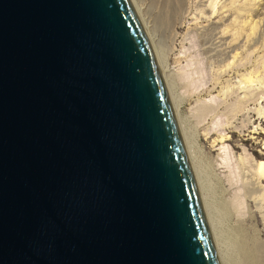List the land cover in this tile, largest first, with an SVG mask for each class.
<instances>
[{"label":"water","instance_id":"1","mask_svg":"<svg viewBox=\"0 0 264 264\" xmlns=\"http://www.w3.org/2000/svg\"><path fill=\"white\" fill-rule=\"evenodd\" d=\"M0 264H218L130 0H0Z\"/></svg>","mask_w":264,"mask_h":264},{"label":"rangeland","instance_id":"2","mask_svg":"<svg viewBox=\"0 0 264 264\" xmlns=\"http://www.w3.org/2000/svg\"><path fill=\"white\" fill-rule=\"evenodd\" d=\"M137 1H138V3L143 2L142 7L146 6L145 9H147V11H148L149 20H152V22H151L153 24L152 28H153V32L155 34V39H157L156 42L158 41L157 44L159 45V48L163 52H167L170 45L172 46V44H173L175 46L173 51L170 53L169 58H168L169 59L168 62H170V66L172 67V70H173L172 72H177L176 71L177 68L180 67V65L178 63H174L173 60H175L174 58L177 57L181 53V51L185 49V47H186V50L189 48L186 51V54H191V53L194 54L196 52L195 50H197L199 53L201 51H203L202 54L198 53V55H199L198 58H200V60L204 61L203 62V64L205 63L204 67L206 66L205 67L206 72H204V74H203L205 76V77H203L204 78L203 83H204V81H205V83L202 84L200 88H198V91H196L195 94L202 92L201 97L199 99V102H201V101L208 102L209 101V102L213 103L214 101H212V98L215 99V101H216L213 103L214 105H215V103L219 102V104H218L219 107L216 108L215 113L209 114L207 116V120H205V122L203 124H204V126H208V125L211 126L212 125L211 123H212L213 118H214L216 111H217V113H219V116H220L219 118L222 117V120L224 121L223 126H220L221 129L223 128L224 132L223 131H221V132H223L224 135H226V136L229 135L231 137H230V140H226L224 142V146L226 145L228 150L225 149L226 147L222 146V144H220V143L211 149V147H210L211 140L206 141L204 139L205 136L200 135L199 136V143H201V145H202V148H201L202 150L199 153L200 154V156H199L200 161L199 162H200V166L202 168L201 173H202L203 180L205 181L204 182L205 188H207L206 194L210 195V193H211V195H210L211 197L210 196H208V197H210L209 198L210 203H213L212 204L213 206L211 205L212 209L213 210L215 209L214 211L212 210L213 215L215 217V222H217L218 228L221 227L218 229L219 233L220 232H221L220 234L223 233L221 235V237L223 236L224 238L222 237V239L225 240L226 243H228V244L230 243V245H227L224 242V244L227 245V250L229 251V254L231 255V260H232V258H233V260H235L234 259L235 257L236 258L240 257V255L238 254L239 253L238 252L239 246H238V250L236 248H237V244H240V240H242V239L252 238L253 242H256L257 245L264 247V198L261 199V196L256 197L262 192V190L259 191L258 193L256 192L257 194L250 192L249 195L252 196V197H250V196H248L247 193H246L247 195L245 194V191H247L249 189V187L247 190H245L247 187L246 188L244 187V183H245V186L247 185V183H249V182L245 181L246 179L248 180L247 174H249L247 172L248 168L246 167V165L249 166V163H247L245 161L246 159H244L248 156L247 155L248 151H246L245 149L246 148H255L257 150H262V142H260L259 144L249 143L246 146L241 145V138L245 137L244 136L245 133L248 132L246 130H242L243 121L245 120V122L250 123V121H248V120L253 121L255 119V117L251 118V116H252L251 114H248V109L251 108L252 109L251 111L256 112L257 109L264 107V94L260 93V95H257L259 92L264 90V58H263L264 57V0H235V2H233L234 0H232V1L231 0H217L218 1L217 5H216L217 12L214 14V16L212 18H207L204 15H202L203 17L199 18L197 20L195 19V16L193 15L194 13L196 14V12H198V10H199L198 8L196 9V7H198V5H199V7L205 8L206 13H209V9H211V7L209 6V3L211 0H182V2L180 0V3H182V5H181V7H178V3H177L176 7H178L177 8L178 10L176 9V12L174 13V15H172V16H174V19H173V17H172V19H173V22H174V20H175V22L176 21L180 22L181 27L179 28V30L177 32L178 34L176 33L177 34L176 38L174 39L172 44L169 40L170 34L172 33V27L168 26L167 24L165 26V23L160 22V18H157V21H156V17L157 16L160 17L159 13L161 12V10H160L161 7H159V5H162L161 4L162 0H153L156 3L155 5H154V2L152 0H137ZM232 2L234 3L233 5H231ZM201 3H205V4H201ZM147 4H149L150 6H148ZM223 6H225V7H223ZM150 7H152V8H150ZM226 7L227 8L230 7L231 9L232 8L235 9L237 7L244 8L245 10L241 11V12H243L244 17H238L239 18L238 20H240V21L242 19L248 20V23L245 24V27L239 26L240 27L239 39L236 41L235 44L231 43L232 45L229 44V42L232 39V35H231L232 32H229V33H226L225 35H222L221 33H215V32H217L218 29L215 31L211 30L212 26L213 25L215 26V24L219 25L220 29L225 28L227 26L228 22L232 21V19L237 17V15H238L237 12L227 11L224 13L225 17L223 19H221L223 14H220V13H222L224 10H226L227 9ZM149 10H151V11H149ZM149 13H150V15H149ZM156 14H157V16H156ZM199 14L201 15V13H199ZM146 16H147V14L145 15V17ZM192 16H194V18H192ZM153 21H154V23L155 22L156 23L154 24ZM209 21H211V22H209ZM251 21L253 22V24ZM158 22L161 25L158 26ZM255 22H259V23H258V27H257L256 31L253 32V30H251L249 28L252 25H254ZM154 25L156 26V29H155ZM202 25H203V27H202ZM239 25H244V23H241ZM199 27H201V28H199ZM195 28L197 30H195ZM202 28L203 29L205 28L206 30L210 29V31L208 33H206V31L203 30ZM193 30H195V31H193ZM198 30H199V32H198ZM196 31L199 34H200V32L202 34L204 32L203 36L200 34L201 37H199L200 35L197 33V37H199L200 39L203 37L205 38V40H201L202 43L204 42L203 45L200 43L201 41L199 39L195 38ZM211 33H212L211 36L216 37V38H213V37L211 38V36L209 35ZM252 35H253V37H252ZM219 36L221 38H223L221 41H220L221 38ZM208 37H210L211 39ZM206 38H208L210 40L208 41ZM158 39L160 40V42ZM218 39H219V41H218ZM191 40H193L194 42ZM195 40H197V41L199 40V41L196 43ZM223 40L225 41V43ZM255 40H257V46L258 47H257L255 53H253V60L255 61L256 64L258 63V67L256 66L257 70H259V78L258 79L261 78L262 80H261V82L256 81L254 83V87H253L255 89L254 92L251 93L250 90L252 88L248 87L245 83L240 84V78L241 77L237 76L233 72H229L228 71L229 69H227V72L222 74V76L219 78L220 80L218 79V81H217L218 83L215 85L213 83V72H214V69L216 68L215 65L218 64V62L216 63L215 61L218 59L219 55L222 52L220 50H222V48L225 49V47H226L224 52L227 53L229 50L228 54L230 53L229 55H231L232 52L230 50L232 48L230 49V47L233 45L234 46L236 45V47L239 49V52H240V58H242V56H244L241 61L247 63L246 60H247V54H248L247 53L248 52L247 51L248 45L249 44L251 45L252 43H254L253 41H255ZM191 42L196 43V44L199 43V46L191 44ZM220 42H223V43H220ZM208 44L209 45L212 44V45L209 46ZM218 44L220 46H218ZM183 45H185V46L183 47ZM192 45H194L193 46L194 48L191 47ZM218 47H220L221 49L220 48L218 49ZM216 48L220 51V53L218 51L219 54L217 53V55H216V53H214L217 51ZM202 49L208 50V51L210 50V51L204 52V50H202ZM209 61H211V63H209ZM213 61L215 63H213ZM185 63H186L185 60H183L181 64L183 65ZM224 63H225V61L221 62V64H224ZM211 65H213V67H211ZM207 69H210V70L207 71ZM242 72H245V71H242ZM213 86H214V88H213ZM183 90L179 89L180 93L183 94L182 96L185 97V99H186L185 103L183 104V107H182V112H183V114H186L188 116L190 122H192V125H194L195 120H194V117H192L191 115L193 112L192 108L197 103L196 102L197 96H193L192 98H189V93L183 92ZM233 90L234 91L236 90L235 91L236 93ZM252 96L254 98L256 97L257 101H254V99H250L248 101V99ZM246 101H248V102H246ZM231 103H232V105H231ZM234 103H235V105H234ZM240 103L246 105L244 110H242V111H238V109H240V107H238V106H240ZM257 123L258 122H256V124L251 122L250 123L251 126L249 127V129L251 130V129L255 128L257 126ZM228 126H230V128ZM218 128H219V126L216 127L217 130H218ZM216 129L212 130L211 139H213V137H216V136L221 134ZM203 131L204 130H202V129L200 130L201 134L203 133ZM232 131H234V132H232ZM235 145H237L238 147L234 148ZM226 152H229L230 154L232 153L230 155L232 157V159L229 160V162H226L223 159V156L225 155ZM243 159H244V161H243ZM244 162H245V164H244ZM232 164H236V166H237L235 169L236 171L235 170L232 171V169L234 168L232 166ZM248 186H251V185H248ZM261 188L262 189L264 188V183L262 184ZM237 194H240V196H242V198H241L242 199L241 203H243V205L241 204L242 206L237 205L238 201L235 198L238 196ZM255 197H256V200H253ZM263 197H264V195H263ZM222 198H223V200H222ZM231 199L235 200L236 202L235 201L233 202ZM226 203H228V204H226ZM234 203H236L235 205H237V206H235V205L233 206ZM230 204L232 205V208H231ZM222 206H224V208ZM236 207H239L238 208L239 210L236 209ZM230 208L232 209V211ZM223 209L226 211H224ZM228 209H230V210H228ZM237 211H238V213H237ZM229 212L233 215H231ZM226 213H228V214H226ZM235 213H236V215H235ZM254 215H256V217ZM258 220H259V222H258ZM242 231H243V234H245L244 236L242 235ZM231 232H233V233H231ZM232 237H234V238H232ZM235 238L238 239V241H236ZM239 238H242V239H239ZM252 239H250V240H252ZM231 241H232V243H231ZM236 242H237V244H236ZM233 244H236V246L234 245V246L230 247ZM233 247L236 250H234ZM234 251H236V252H234ZM232 252L235 254H233ZM237 254L239 257L236 256Z\"/></svg>","mask_w":264,"mask_h":264},{"label":"bare ground","instance_id":"3","mask_svg":"<svg viewBox=\"0 0 264 264\" xmlns=\"http://www.w3.org/2000/svg\"><path fill=\"white\" fill-rule=\"evenodd\" d=\"M130 1L132 3V5L134 7V10H135V12H136V14H137V16L139 18V21H140V23H141V25L143 27L144 33L146 35L147 41L149 43V46H150V49H151V52H152V55H153V58L155 60V63H156V66H157V69H158V72H159V75H160V78H161V81H162V84H163V87H164V90H165V93H166V96H167V99H168V102H169V105H170V109H171V112H172V115H173V119H174V122H175V125H176V129H177V132H178V135H179V139H180L181 146H182V149H183V152H184V156H185L186 162L188 164V168H189V171H190V174H191V177H192V181H193V184H194V187H195V191H196V194H197V197H198L199 205H200V208H201V211H202V214H203V218H204V221H205V224H206V227H207V231H208V234H209V237H210V240H211V243H212V246H213V249H214L215 256H216L218 264H264V247H262L260 245H257L256 242H253L252 238H250L252 240H250L249 238L242 239L243 237L239 238V239H242V240H240V244H237V242H236V244H237V248L236 249L238 250V246H239V251H238L239 253L238 252L237 253L240 255V257L237 254L236 256L239 257V258L235 257L234 258L235 260H233V258L231 260V255L229 254V251L227 250V245H230V243L229 244L226 243V241L222 239L223 236L221 237V235L223 233L222 234H220L221 232L219 233L218 229L221 228V227H219V228L217 227V222H215V217H214L213 212H212L213 209L211 207V205L213 203H210V200H209V198L211 197L210 196L211 193H210V195L206 194V192H207L206 189L207 188H205V184H204L205 181L203 180V177H202V173H201V169L202 168H201L200 162H199L200 161V159H199L200 154L199 153L202 150L201 149L202 145H201V143H199V136L200 135L205 136L204 139L206 141H210L211 140V144H210L211 149L214 146L218 145L219 143L222 144V146H224V142L226 140H230L231 136H229V135L226 136V135L223 134L224 130H223V128L221 129L220 126H223L224 121L222 120V117L219 118L220 116H219V113H217V111H216V114H215V116L213 118L211 126L210 125L204 126V124H203L205 122V120H207V116L209 114L215 113L216 108L219 107L218 106L219 102L215 103V105H214L213 103L216 102V101L213 98H212V101H214L213 103H211L209 101L208 102H206V101L199 102V99L201 97V93L202 92H199V93L195 94V92L198 91V88H200L201 85L205 83V81L203 83V80H204L203 77H205L203 74H204V72H206V68H205L206 66L204 67V64H205V63L203 64L204 61H202V60H200V58H198V56H199L198 53L199 52L197 50H195L196 52L194 54H192V53L191 54H186V51L189 48L186 50V47H185V49L182 50L180 54L178 53L179 55L174 58L175 60H173L174 63H178L180 65V67H178L177 70H176L177 72H172L173 71L172 67L170 66V62H168V60H169L168 58L170 56V53L173 51V49L175 47L172 43H173L174 39L176 38V35L178 34L177 32H178L179 28L181 27L180 26V22H177V21L175 22V20L173 22L174 16H172V15H174V13L176 12V9L178 7H181L182 3H180V0H162L161 1L162 5H159V7H161L160 8L161 12L159 13L160 17L157 16L158 13L156 14V16H157L156 17V21H157V18H160V22L165 23V26L167 24L168 26L172 27V33L170 34V39H169L171 44H172V46L168 45L169 48H168L167 52H163L159 48V45L157 44L158 41L156 42L157 39H155V34L153 32V28H152L153 24L151 23L152 20H149V18H148V11H147V9H145L146 6L142 7L143 2L138 3L137 0H130ZM181 2H182V0H181ZM217 2H218L217 0H211L210 1L209 6L211 7V9H209V13H206L205 8L199 7V5H198V7H196V9L197 8L199 9L198 12L201 13V15L198 12H196V14L194 13L193 15L195 16V19L197 20L199 18H202L203 17L202 15H204L207 18H212L214 16V14L217 12V10H216ZM233 2H235V0ZM233 2L231 3V5L234 4ZM177 3H178V7H176ZM149 4H147V5L150 6L151 4L150 5ZM155 4L156 3L154 2V5ZM201 4H205V3H201ZM223 7H225V6H223ZM230 7H228V8L226 7L227 9L224 10L222 13H220V14H223L221 19H223L225 17L224 13L227 12V11H231V12L235 11V12H237L238 13L237 17L232 19V21L228 22L227 26L225 28L220 29L219 25H216V24H215V26L211 25L212 28L211 27L210 28H211L212 31H215V30L218 29L217 32H215V33H221L222 35H225L226 33L232 32V34H231L232 35V39L229 42V44L232 45V44H235L236 41L239 39V36H240L239 29H240V27H245V24L248 23V20H246V19H242L241 21L238 20L239 19L238 17H244L243 12H241V11L245 10L244 8L237 7L235 9L234 8L231 9ZM150 8H152V7H150ZM149 11H151V10H149ZM146 14H147V16L145 17ZM149 15H150V13H149ZM194 16H192V18H194ZM172 17H173V19H172ZM209 22H211V21H209ZM153 23H154V21H153ZM241 23H244V25H239ZM258 23L259 22H255V24L252 25L253 24V22H252V24H251L252 26L249 29H251V30H253V32H255L257 27H258ZM159 25H161V24H159V22H158V26ZM202 27H203V25H202ZM199 28H201V27H199ZM155 29H156V26H155ZM195 30H197V29L195 28ZM195 30H193V31H195ZM203 30H205L206 33H208L210 31V29L206 30L205 28ZM198 32H199V30H198ZM198 32L196 31L195 38L199 39L200 41L201 40H205L204 37L201 38V39L199 38V37H201V35L202 36L204 35V32H203V34L200 32L201 35ZM197 33L200 35V36L198 35L199 37H197ZM209 35L211 36L212 33L209 34ZM212 37L213 36H211V38ZM252 37H253V35H252ZM208 38H210V37H208ZM208 38H206V39L209 41L211 38L210 39H208ZM213 38H216V37H213ZM222 39L223 38H221L220 41ZM191 41H193V40H191ZM195 41H196V43L198 42L197 40H195ZM218 41H219V39H218ZM255 41H253L254 43H252L251 45L250 44L248 45V50H247L248 54H247V60H246L247 63L241 61L244 56H242V58H240V52H239V49L236 47V45L235 46L233 45L234 47L233 46L230 47V49L232 48L230 50L232 52L231 55H229L230 53L228 54L229 50H228L227 53L224 52L226 47H225V49L222 48V50H220L222 52L219 55L218 59L215 61L216 63L218 62V64L215 65V67H216L215 69L213 68L214 69V72H213V83L215 85L218 83L217 81L222 76V74L227 72V69H229L228 70L229 72H233L237 76L241 77L240 78V84L241 83H245L248 87L252 88L250 90V92L251 93L254 92V90H255L253 88L254 87V83L256 81H260L261 82V80H262L261 78L258 79L259 78V70H257L258 63L256 64L255 61L253 60V53H255V51H256V49L258 47L257 46V40H255ZM159 42H160V40H159ZM196 43H192L191 42V44L199 46V43L198 44H196ZM200 43L203 45L204 42L202 43V41H201ZM220 43H223V42H220ZM224 43H225V41H224ZM219 44H218V46H220ZM194 45H192L191 47H193ZM211 45H209V46H211ZM184 46L185 45H183V47ZM219 48L220 47H218V49ZM218 49H217L216 52H214V53H216V55H217V53L219 51ZM202 50H204V49H202ZM209 51L208 50H204V52H209ZM220 51H219V53H220ZM202 52L203 51H201L200 53L202 54ZM183 60H185L186 63L182 65L181 63H182ZM224 61H225V63L221 64V62H224ZM215 62L213 61V63H215ZM209 63H211V61H209ZM211 67H213V65H211ZM208 70H210V69H207V71ZM242 71H245V72H242ZM213 88H214V86H213ZM179 89H182V90L184 89L183 92H188L189 93V98H192L193 96H197V99H196L197 103L195 102L196 105L194 107L192 106L193 107L192 108L193 112H192V115H191L192 117H194V120H195L194 125H192V122H190L188 116L186 114H183V112H182V107H183V104L185 103L186 99H185V97L182 96L183 94L180 93ZM260 93L264 94V90L259 92L257 95H260ZM252 97H250L248 99V101L250 99H254V101H257L256 97H255L256 99L254 97L253 98ZM248 101H246V102H248ZM231 105H232V103H231ZM234 105H235V103H234ZM245 106H246L245 104H241L240 103V106H238V107H240V109H238V111L244 110ZM251 110H252L251 108L248 109V114H251L252 115L251 118L255 117V119L253 121L252 120H248V121H250V123L251 122H253L255 124H256V122H258V123H257V126L255 128L250 130L249 129V127L251 126L250 123L245 122V120L243 121L242 130H246L248 132L245 133V135H244L245 137L241 138V145L246 146L249 143L259 144L260 142H262V150H257L255 148H246L245 149L246 151H248V153H247L248 156L246 158H244V159H246L245 161L247 163H249V166L246 165V167L248 168L247 172L249 173V174H247L248 180L246 179L245 181H247L249 183L246 182L247 183L246 186H245V183H244V187L245 188L247 187L246 189L245 188L244 189L247 190L248 187H249V189L247 191H245V194L247 193L248 196H250V197H252L251 195H249L250 192L251 193H256L257 192L258 193L259 191L262 190V192L256 197H260L261 196V199H263L264 198L263 197L264 188L262 189L261 186L264 183V107H262L260 109H257L256 112L251 111ZM218 126H219L220 129L218 128V130H217L216 127H218ZM228 127L230 128V126H228ZM201 129L204 130L202 134L200 132ZM213 129H216L221 134L216 136V137H213V139H211V135H212V130ZM221 131H223V132H221ZM232 132H234V131H232ZM224 147H226V145ZM237 147H238L237 145L234 146V148H237ZM225 149H227V147ZM231 154L229 152H226L225 155L223 156V159L226 162H229V160L232 159V157L230 156ZM244 159H243V161H244ZM244 164H245V162H244ZM232 166L234 167L232 169V171H234L237 166H236V164H232ZM248 185H251V186H248ZM237 195L238 196L235 197L236 200L239 203V204L237 203V205L238 206H240L241 204L243 205V203H241L242 196H240V194H237ZM208 196H210V197H208ZM256 197L253 200H256ZM233 199H231V200L234 202L235 200H233ZM222 200H223V198H222ZM226 204H228V203H226ZM235 204L236 203H234L233 206ZM237 205H235V206H237ZM222 207L224 208V206H222ZM231 208H232V205H231ZM238 208L239 207H236V209H238ZM230 209H228V210H230ZM224 211H226V210H224ZM231 211H232V209H231ZM237 213H238V211H237ZM226 214H228V213H226ZM231 215H233V214H231ZM235 215H236V213H235ZM254 216L256 217V215H254ZM258 222H259V220H258ZM231 233H233V232H231ZM242 235L243 236L245 235V234H243V231H242ZM232 238H234V237H232ZM236 241H238V239H236ZM224 242L227 245H225ZM231 243H232V241H231ZM236 244H233L230 247H232L234 245L236 246ZM233 249L236 250L234 247H233ZM234 252H236V251H234ZM233 254H235V253H233Z\"/></svg>","mask_w":264,"mask_h":264}]
</instances>
